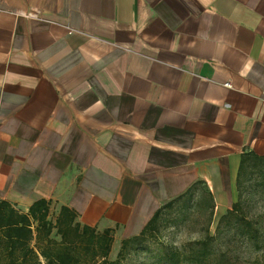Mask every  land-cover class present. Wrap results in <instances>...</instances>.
I'll return each instance as SVG.
<instances>
[{"label": "crops", "instance_id": "0c3cea01", "mask_svg": "<svg viewBox=\"0 0 264 264\" xmlns=\"http://www.w3.org/2000/svg\"><path fill=\"white\" fill-rule=\"evenodd\" d=\"M247 153L264 157V0H0V201L115 242L181 200L217 225Z\"/></svg>", "mask_w": 264, "mask_h": 264}, {"label": "trees", "instance_id": "16d2710c", "mask_svg": "<svg viewBox=\"0 0 264 264\" xmlns=\"http://www.w3.org/2000/svg\"><path fill=\"white\" fill-rule=\"evenodd\" d=\"M249 162L254 168L264 166V157L253 153L242 156L235 181L237 199L231 209L219 219L217 227L237 214L238 232L242 236L248 235L253 246L264 257V220L250 221L238 213L242 178ZM176 203L180 202L161 207L139 236L120 241L118 256L129 245L139 243L146 236L155 233L158 220ZM50 208L49 201L40 200L33 203L26 213H20L9 203L0 201V264H119L118 260H109L114 245V229L99 233L95 228L81 225L76 214L66 207L55 211L56 217L51 221L48 218ZM199 245L200 251L189 256L179 257L171 253L159 262L202 264L207 257L208 245L204 241Z\"/></svg>", "mask_w": 264, "mask_h": 264}, {"label": "rangeland", "instance_id": "374dc122", "mask_svg": "<svg viewBox=\"0 0 264 264\" xmlns=\"http://www.w3.org/2000/svg\"><path fill=\"white\" fill-rule=\"evenodd\" d=\"M239 204L238 213L245 219L264 220V166L254 168L248 163ZM55 217L50 208L48 218L54 221ZM236 218L237 214L218 227L211 225L208 213L184 200L163 213L155 233L129 245L120 256L119 242L114 241L109 260H118L119 264H162L159 260L171 253L183 257L200 251L199 244L204 241L208 252L202 264H264V257L249 236L238 232Z\"/></svg>", "mask_w": 264, "mask_h": 264}, {"label": "built area", "instance_id": "2783aa9c", "mask_svg": "<svg viewBox=\"0 0 264 264\" xmlns=\"http://www.w3.org/2000/svg\"><path fill=\"white\" fill-rule=\"evenodd\" d=\"M224 87H226V88H231V86H230V83H226L225 85H224Z\"/></svg>", "mask_w": 264, "mask_h": 264}]
</instances>
